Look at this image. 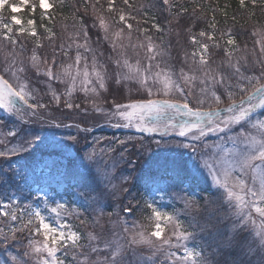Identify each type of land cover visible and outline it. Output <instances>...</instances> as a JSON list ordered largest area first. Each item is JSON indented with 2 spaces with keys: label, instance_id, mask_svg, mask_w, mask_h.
<instances>
[{
  "label": "snow or ice",
  "instance_id": "obj_1",
  "mask_svg": "<svg viewBox=\"0 0 264 264\" xmlns=\"http://www.w3.org/2000/svg\"><path fill=\"white\" fill-rule=\"evenodd\" d=\"M6 3L7 0H0L3 7ZM124 3L128 4V0H124ZM244 3L245 0H240L241 6H244ZM21 4L28 5V0H21ZM163 4L171 7V0H163ZM50 6L48 0H40L42 9ZM9 7L13 15L8 20L0 17V41H7L15 48L21 37H27L33 39V43L39 46L34 21H27L28 27L25 28L22 20L15 15L18 6ZM107 11L113 12L111 0ZM116 11L119 14V21H126L123 10ZM40 15L43 19L47 13L41 12ZM115 23V16L106 18L103 14H97L93 24V27H98L103 33V40L111 45L115 53V56L108 57L106 64L98 63L95 51L89 46L88 33L83 31L85 43L78 44L77 48L93 52L91 71L87 57L82 56L79 51L73 64L67 66L62 64L55 71L51 66L43 70V76L47 77L42 81L47 85L45 95L51 94L55 108L41 102L39 89L30 86V76L23 77L29 83L22 82L19 73H30L31 69L27 65L17 67L13 52L12 61L4 69V73L10 74L9 78H5V74H0V110L7 114L6 117H0V129L11 126V131L0 138L2 146L0 164L8 163L9 167L3 172L10 173L7 176L0 173V188L8 185L17 190L27 189L30 195L34 192L38 202L46 207L49 200L54 199L53 193L55 196L75 197V200L87 205L92 215L91 221L84 220L82 223H91L94 228L103 231L106 223L115 227L120 212L136 210L133 207L135 197L129 198L126 206L122 200V196L129 188L142 186L149 192H167L185 182L204 176L206 172L205 179L210 177L215 187L223 189L226 199L234 205L242 220L254 226L264 239V119L259 118L264 117V112L253 118L257 109H264V69L258 77L248 76L245 74L247 68L242 70L241 61L244 57L233 64L232 53L229 52L225 62L232 70L217 72L209 66L208 45L193 39V44L198 45V51L202 50L203 53L199 57L202 75L189 76L183 69L180 70V76L186 84L199 79L201 85L199 93L195 94V105L190 106L189 97L194 95L192 89L189 88L185 95L183 89L172 80L171 71L162 69L158 63H152L157 56H162L163 52L152 43L151 36H145L147 44H133L130 31L132 25H127L129 31L125 35L122 25L119 31L113 30L112 25ZM153 27L161 31L157 25ZM45 31L50 32V29ZM199 35L204 36L205 32L201 31ZM125 39L128 40L127 45L124 43ZM227 44L235 45V39L229 37ZM128 48L136 52L134 63L133 57L127 53ZM138 48L147 50L146 59L149 61L147 67L138 58L139 53L136 51ZM261 52L264 53V44ZM63 54L68 55L67 52ZM31 60V68L35 69L36 73H41V62L35 50ZM81 62L82 68L75 67L74 73L70 71L74 65L78 66ZM44 63L47 64L48 61L45 60ZM52 63L54 64L55 60ZM113 64L115 67H112ZM154 68L159 71H154ZM53 80L66 86L68 99L64 100L63 105L61 95H58L57 89L52 86ZM69 81L70 88L67 87ZM78 81L81 85L80 90L85 95L91 92L100 98L102 93L112 95L115 92L120 97L115 100V111H106L98 107L95 100L92 102V109L103 114L106 124L113 128H133L145 135L126 136L123 139L93 135L89 142L88 136L97 126L95 123L89 126V120L94 121L96 117L90 116L89 109H82L80 103H75L71 99ZM130 81H135L143 92L139 98H133L130 103L125 104L121 102L124 86L125 82ZM150 81L163 85L157 90L158 93L167 97L175 91L180 94L183 102L152 98L154 92ZM244 82L246 86L242 87ZM225 97L227 106L221 107L225 103L223 99ZM103 99L107 100L108 96L104 95ZM65 107L79 109L84 115L77 120L79 113H65L62 111ZM108 107L112 108L113 105ZM237 125L240 131L233 133L232 129ZM209 134L217 136V140L205 143L204 138ZM155 135H158L159 139H155ZM173 135L190 142L168 139ZM145 136L150 139L145 140ZM101 139H108L109 144L106 147H99ZM112 139H115V144L111 142ZM130 143L135 147V151L128 147ZM153 145L163 151H153ZM118 148L120 151H117ZM176 149H190L194 155L191 154V159H186L185 154ZM13 157L18 159L13 161ZM121 165L124 167L121 168ZM170 194L179 200L185 209H191L198 204L192 197L182 195L180 191H173ZM109 200L117 202L112 212L105 210L110 206L107 203ZM145 204L151 209L147 218L155 223V230L150 233H145V230L137 232L125 226L123 228L125 235L121 238H116L113 230V238L103 239V252L107 253L103 257L102 249L93 243L100 240V237L88 232L86 235L89 252L82 253L83 264H125L123 258L127 249L134 246L159 251L160 248L153 239H159L164 231L159 221L163 219L173 222L176 227L180 225L175 223L172 216L162 214L146 201ZM63 208L65 204L58 202L51 211L56 213L57 209ZM253 208L258 214V223L251 215L250 210ZM245 209L249 211L246 212ZM7 214L11 220L17 219L14 213ZM114 216L117 218L116 221H113ZM33 218L39 220L35 231L37 235L42 234L44 239L37 241L30 236L23 254L19 252L6 254L4 264H30L33 257L34 264H64L56 253L60 246L65 245V255L71 254L75 264H82L79 254L70 251L84 247L80 244L82 237L76 232L66 234L61 231L57 235V230L45 222L40 210L30 213L27 225L10 229L11 235L0 229V245L6 250L9 241H16L17 232H23L32 224ZM41 226L43 233L40 230ZM128 234H131V238ZM173 235L179 239H188L183 232H174ZM161 243L171 246L169 239H164ZM229 243L231 240L226 239L225 244ZM91 253L96 254V260L89 259ZM171 255L174 254L169 253V256ZM193 256V252L185 249L186 260L192 259Z\"/></svg>",
  "mask_w": 264,
  "mask_h": 264
},
{
  "label": "rangeland",
  "instance_id": "obj_2",
  "mask_svg": "<svg viewBox=\"0 0 264 264\" xmlns=\"http://www.w3.org/2000/svg\"><path fill=\"white\" fill-rule=\"evenodd\" d=\"M112 3L113 10L115 13L118 14L116 9H123L121 8L116 0H114ZM97 3H102L103 6H106L108 8L109 6V0H98ZM9 5H16L18 6V11L15 13L18 18H20L23 22V25L25 28L28 27L27 21L33 20L27 17L25 15V6L21 4V0H7V3L4 5L2 9H0V17H3L5 20H8L13 13L11 12V8ZM173 4H171L172 6ZM39 6H40V0H39ZM169 7V6H168ZM50 7L44 8L42 10L47 11ZM169 9L175 10V6L169 7ZM124 10V9H123ZM177 12H180L178 10ZM95 14L97 16L98 13ZM125 14V13H124ZM94 15V12L92 13ZM108 15V14H107ZM109 16V15H108ZM118 16V15H117ZM106 17V16H105ZM126 17H129V22L132 25L131 31V42L133 44H147L144 42L145 36L142 33L143 25L140 19L136 16L127 14ZM107 18V17H106ZM184 19V18H183ZM148 22H152L153 25H158L157 21L149 20ZM71 25L68 27V32H70L73 36H70L73 40L74 45L78 44H84L85 40L82 35L83 31L87 32V29L84 30V25H80L79 22H71ZM180 24V22H179ZM35 29L36 25L34 23ZM182 26L178 25H167L161 29L165 33L169 34L177 32ZM191 27V26H190ZM114 31H119L120 25H114L113 27ZM193 28V27H191ZM78 30V31H77ZM125 35L128 33L129 29L127 27L124 28ZM153 30H157L156 27H154ZM37 31V30H36ZM67 32V33H68ZM78 32V36H75ZM62 35L59 40H62ZM26 39L24 37H21L16 44V52H17V46H21L22 41H25ZM58 40V42H59ZM203 43L201 40L196 39ZM124 42L128 44V40L125 39ZM144 42V43H143ZM191 42V50L192 54L189 55V64L186 62H179L175 58V51L171 47H167L165 45H155L157 46L161 51L164 49L162 56H157L156 59L152 62L153 64H160L162 69H165L166 71H171L172 73V80L176 82L184 91L185 95L188 93L189 88L192 89L193 96L189 97L191 100L190 106L195 105V94L199 93V89L201 87L199 83V79L193 80L190 83H185V81L180 76V70L183 69L185 74L189 76H196L200 77L202 75L200 71V63H199V57L202 53V50L198 51V45L193 44V37L190 38ZM88 43L91 49L95 51L96 44L92 40L90 34L88 33ZM205 44V43H204ZM52 49L56 48L54 44H52ZM4 42L0 41V56H2ZM110 47V44L108 48ZM59 49L63 48L60 46ZM162 48V49H161ZM15 52V48L12 49ZM80 52V54L84 57H87L88 64H89V71H91V57L93 55V52L91 51H85L83 48L77 49V51L73 54V58L67 59L66 66L69 64H73L75 55L77 52ZM139 53V59L141 60L142 64L147 67L149 61L146 59V56L148 55L147 50L145 48H138L136 50ZM140 52H143L140 54ZM38 60L45 65L46 67H49L48 64H45L44 61L47 60L49 57L45 55L41 59L38 56V52L35 51ZM127 53L129 56L133 57V63L135 62L136 58V52H134L131 48L127 49ZM235 51H233L232 54H234ZM195 54V55H194ZM264 54V53H263ZM96 55V52H95ZM32 55H30L29 59L31 60ZM167 57V58H165ZM97 61L100 64H106L107 62H104L101 60L99 56L96 55ZM21 60V56H16V66L17 67H23L27 64H29L28 59ZM209 60V66L212 69H216L214 66L215 60H213L211 57ZM217 61V60H216ZM257 62L260 63L259 65H264V56L261 55V58ZM0 64H6V62L1 61L0 58ZM7 66H4L2 72H4V69ZM28 67V65H27ZM75 67H83V62H81L80 65L75 66L70 69L73 73L75 72ZM113 67L115 65L113 64ZM29 68V67H28ZM35 70V69H34ZM154 71H159V69H155ZM6 74V73H5ZM25 73H22L19 76L21 77L22 82L29 83L28 80H24ZM10 75V74H9ZM252 76H257V74H253ZM15 82V81H13ZM60 86V90L57 89V94L61 95V105H63V102L65 99H68L66 94V86L64 83H61L59 81H56ZM150 85L153 87L154 95L152 98H166L171 99L174 101L183 102L181 99V96L179 93L173 91L169 96L165 97L162 95V93H158L157 90L161 89L163 87L162 84L150 81ZM30 86L35 87L39 89L40 93L41 90L37 86V84L33 81H30ZM246 86V82H244L242 85ZM67 87H71L70 81L67 84ZM55 88V87H54ZM56 89V88H55ZM81 85L79 81L76 84L75 90L72 92L71 99L75 103H80L81 108H87L89 109V115L96 117L94 121H99L100 124L102 122H105V117L102 113L95 112L91 105L92 102L95 100L98 107L105 109L106 111H115L114 102L106 103V101L103 99V94L100 98H97L93 93L89 92L87 95L83 91L80 90ZM139 85L136 84L135 81L125 82L124 86V94H123V100L122 103H130L133 98H139L140 94L143 92V89H139ZM114 97H119L114 92ZM223 99H226L223 98ZM111 100H116V98H111ZM41 102L44 103L43 100ZM48 104V103H45ZM51 107L55 108L54 102L50 104ZM109 105H113L112 108H109ZM72 111H75L74 109H68L63 108ZM79 110V109H76ZM260 109H257L256 113L253 114V118L259 117V113L262 111H259ZM259 111V112H258ZM6 113L3 112V110H0V117H6ZM84 113L82 112L81 116H83ZM77 118H79L77 116ZM261 119H264V117H259ZM71 122V121H68ZM93 124V120H89V126ZM233 129L236 131L237 129H240V127L234 126ZM131 132L137 133L135 129L129 128ZM11 131V126L7 129H0V138H3L4 135L9 133ZM233 132V130H232ZM223 135V134H222ZM207 137H211V141L207 140L209 143L216 141L217 137L215 135L209 134ZM215 137V138H214ZM181 138V137H179ZM108 140V139H107ZM107 140L103 139V142H106ZM101 142V141H100ZM113 144H115V139H112L111 141ZM109 144V141H108ZM108 144H102L99 147H106ZM9 146H11L9 144ZM229 147L231 145H228ZM2 147V146H0ZM120 151V150H117ZM176 151H178L176 149ZM179 152V151H178ZM14 158V157H13ZM12 158V159H13ZM1 167L4 169L8 168V163L1 164ZM201 171H203L201 169ZM205 177L207 176V173L204 172ZM207 180L209 183L215 187L211 183V178L208 177ZM219 190L220 196L216 197H224V204L226 206L225 209H222L220 212L223 214L221 219L218 216V213L216 211V208L214 207V202L207 203L209 206V210L213 212V215H208V210H204L202 203H199L197 199L193 198L198 202L197 206L191 208V209H185L183 210V213L188 218V226L186 228L176 227L173 222H169L166 220H160L159 223L164 228V231L162 233V236L157 239L153 238L156 242V244L159 246L160 250L156 251L155 249H149L147 247L142 246H134L133 248H128L127 252L124 256V262L125 264H145V261H147V264H264V239L261 238V236L258 234V231L254 228V226L246 224L244 220H242L241 215L235 211V207L232 203H230L223 192V189H220L218 187H215ZM28 193V191L26 192ZM26 193H22V195H15L13 194V191H10L8 189V185L6 187H3L0 189V229L3 230L4 233H7L11 235L10 229H18L23 227L24 225L28 224V219L30 213L40 210L42 215L45 217V222L50 225V227L55 228L57 230V235L59 232L63 231L66 234L70 232H76L78 235L82 237L80 240V244L83 245L85 240V244L83 245V248L79 249H73L70 251H75L79 254V260L84 262V256L82 253L89 252L88 248V239H87V233L93 232L94 234L98 235L100 237V240L93 241L94 244H97L101 249V257L104 255H107V253L103 252V239L104 238H113V230L116 233V238H121L123 235V228L126 226L129 229H132L133 231H144L145 228H147V232H151L155 230V223L148 219L147 217L151 213V209L144 204V206L141 207V213L139 216H134L132 213L128 212L125 213L124 211L120 212L119 220L115 224V227L113 224H105V229L103 231H100L99 228H94L89 223H82L78 222V220L82 217L81 210L79 208L80 203H78L76 200H66L64 197H58L55 196V194H52L54 199H50L47 207L43 203L38 202L37 195L33 192L31 195V198L26 197ZM128 191L122 196V199L125 198L124 205H127V201L129 199L127 195ZM185 195L186 194H182ZM191 197V196H189ZM154 195L147 196L146 202L147 204L151 205L152 208L157 209L162 214H166L168 216H172L174 218L175 223H178L177 221V215L175 212H172L170 210H167V207L163 205L160 201L157 199L154 200ZM37 200V201H36ZM64 203L65 208L63 209H57L56 213H53L51 211L52 207L56 206V203ZM108 205L112 206V204L117 206V202L114 200H109ZM7 205V207H4ZM134 206V204H133ZM106 210V209H105ZM245 211H249V209H245ZM251 215L253 218L257 219V223L259 222L258 214L255 213L254 208L250 210ZM14 213L17 217L16 220H11L10 216L7 213ZM182 220H185L184 216H181ZM117 218L114 216L113 221H116ZM39 225V220L36 218L32 219V224L28 225L23 232H17V240L16 241H9V244L7 245V248H3V245H0V261L1 264H4V259L6 258V254H16L21 253L23 254L25 247L28 244V238L34 237L37 241H42L44 239L43 235H37L35 229L36 226ZM81 229V230H80ZM41 233H43V228L41 226ZM186 230H191V232L187 233ZM226 231V234L224 232ZM174 232H183L186 236H188V239H179L177 236L173 235ZM51 235V234H50ZM129 238H131V234H128ZM169 239L171 242V246L162 244V240ZM230 239L231 243L225 244V240ZM243 245L244 250H242ZM39 246V245H37ZM66 246V245H65ZM60 246L56 255L60 259L64 261V264H75L73 256L71 254L65 255L64 247ZM185 249L191 251L194 253V256L192 259H185ZM236 249L239 251L236 252ZM153 252H155V255H153ZM239 256V261L236 263H230L228 260L229 257L235 256V254ZM169 253H173L174 255L169 256ZM97 256L95 253H91L89 259L90 260H96ZM234 259V258H229ZM193 260V261H192ZM35 257L32 258V261L30 264H34Z\"/></svg>",
  "mask_w": 264,
  "mask_h": 264
},
{
  "label": "trees",
  "instance_id": "obj_3",
  "mask_svg": "<svg viewBox=\"0 0 264 264\" xmlns=\"http://www.w3.org/2000/svg\"><path fill=\"white\" fill-rule=\"evenodd\" d=\"M97 1L98 0H48L49 4L51 5L50 9L46 11L47 15L41 19L40 14L41 12L45 11L39 8L38 0H28V5L25 7V15H27L28 18L33 19L36 25L39 46L33 43V39L24 37L26 40L22 41L21 46H17V52L15 46V56H21V60L19 61L28 59L29 64L27 65L31 69V72L25 73L24 76H30V81L35 82L40 88V96L42 97L44 103H53L51 94L49 93L48 95H45L47 92V85L42 83V81L47 79V77L43 76V70L47 67L41 63L40 66L42 72L39 74L36 73V71L31 68L32 60H30L29 57L30 55H33V51L35 50L39 53L38 56L40 59L45 55L49 57L47 59V64L53 68V71L59 68V66L62 64L66 66L67 59L73 58V54L78 49L77 46L73 44V40L70 37L73 35L67 31L68 27L71 25V22H79L80 25H84V30L85 28L87 29V33L90 34L92 40L97 45L95 52L96 55L101 58V60L108 62L109 56H115L111 45L108 48L109 43L103 40V33L100 32L98 27H93V24L97 18L95 11L96 13L103 14L106 17H108V15L115 16V24L120 26L122 25L123 28L130 24L128 23L129 17H126V21L120 22L117 16L119 14L115 13L114 10L112 13H108V8L103 6L102 3H97ZM113 1L114 0H111V4L115 3ZM116 2L121 8L124 9L121 10H123L125 16L130 14L140 19L143 25L142 33L144 36H151L152 43L154 45H165L167 47L173 48L175 51V58L179 62H186L189 64L190 56L186 53L192 54L190 38L193 37V39H199L208 45V59L211 57L213 60H215L213 67L216 68L215 70L217 72H226L232 70L229 69L228 64L225 61L228 58V53H233V51H235V53L231 56L233 64H236L238 59L244 57V60L241 61V63L243 65L242 70L247 68V72L245 73L246 75L252 76L253 74H257L260 76L261 70L264 69V65H259L260 63L257 62V59L259 60L261 55L264 56V54L261 52L262 44H264V0H245L244 6L240 5V0H171V4H173L171 7L174 8L175 6V10L169 9L168 5H164L163 0H128V4H125L124 0H116ZM129 5H131V7H129ZM101 9H103V12H101ZM178 10H180V12H177ZM93 12L94 15H92ZM149 20H153L154 22L157 21L160 29H163L166 24L178 25L182 27L177 30V32H170L167 34L162 30H153V24L152 22H148ZM114 25H112V27ZM45 29H50V32L45 31ZM201 31L205 32L204 36L199 35ZM98 32L100 33L99 35L97 34ZM62 35H64L62 40H59ZM75 36H78V32ZM229 37H233L235 39V45L227 44V39ZM3 42V52L0 58L1 61L6 62L7 65L0 64V74H5L2 72V70L4 66L8 67L9 63L12 61L14 52L12 50L13 46H11L7 41ZM144 42L148 43L146 39ZM52 44H54L56 48L52 49ZM125 45L127 44L125 43ZM215 45H218V47H215ZM60 46L63 48V51L62 49L58 48ZM162 51H164V49H162ZM64 52H67L68 55L65 56L63 54ZM142 53L143 52H140V54ZM53 60H55L54 64L52 63ZM21 74L22 73H20V75ZM5 78H9V74H5ZM52 86L59 90L61 88L56 80L52 81ZM104 95L108 96V99L105 100L106 103H115V100H111V98L120 99V97H114V94L109 95L108 93H104L103 96ZM121 102H124L123 98ZM226 106L227 101L225 99V103L221 105V107ZM62 111L65 113L71 112L70 110L63 108ZM72 112H78V117H80L82 114L80 110H75ZM262 112H264V110ZM77 120H79V118H77ZM93 123L98 126L97 123H99V121H93ZM97 126L94 127L92 133L89 134V142L91 141L93 135L101 138L106 137L120 139H123L126 136L145 135L142 133L130 134L124 130L99 128ZM232 130L233 133L240 131V129H237L236 131L234 129ZM154 138L159 139V136L155 135ZM149 139V137L145 136V140ZM168 139L190 142L185 138H179L175 135L168 137ZM211 139L213 138L205 137L204 142L209 143L207 140L211 141ZM100 141L101 142L98 146H101L103 143L108 144L109 140L103 142V139H101ZM128 147L133 151L136 150L132 143H130ZM118 150L120 149L118 148ZM177 150L179 152H183L186 159H191V154L194 155L191 153L190 149ZM153 151L161 152L163 150L157 149L153 145ZM17 159L18 158L14 157L13 161ZM120 167L123 168L124 166L121 165ZM0 173L4 174L5 176L10 175V173L3 172L1 164ZM6 186L7 185H4V187ZM8 189L17 195H21L23 188L21 190H17L15 187L8 186ZM173 191H180L181 194H186V196H188L189 193H192L194 197H197V201L199 203L204 204V210H208V215L210 214L211 216L213 215V212L209 210V206L206 204V202H214V207L216 208L218 216L221 219H224L222 218L223 214L220 212L222 209L226 208L224 204V197H216L220 196L219 190L215 191V189L205 179V176L185 182L179 187L169 189L167 192H149L146 191L142 186L139 188H129L127 195L129 198L135 197L133 207L136 208L134 212L130 213H132L134 216H139L138 213L142 214L141 207L144 206L145 197L149 193L157 194L158 198L164 202L168 201L165 204L169 206V209L174 208L175 212L179 211L182 209L183 204L179 200H176L172 197L170 193ZM65 197L68 200H75V197ZM122 200L125 201V198ZM76 201L80 203L79 208L82 215L78 222L80 223L84 220L91 221L92 215L90 210L87 209V205L81 201ZM114 209L115 206L113 204L112 206L106 207L107 212H112ZM89 225H91V223H89ZM224 232L226 234L225 230ZM83 242L85 244V240H83ZM244 247L245 246L243 245L242 250H244ZM238 251L239 250L236 249V252ZM239 256L240 252L238 255L235 254V256L229 257L234 259L228 258V260L230 263H236L239 261Z\"/></svg>",
  "mask_w": 264,
  "mask_h": 264
},
{
  "label": "clouds",
  "instance_id": "obj_4",
  "mask_svg": "<svg viewBox=\"0 0 264 264\" xmlns=\"http://www.w3.org/2000/svg\"><path fill=\"white\" fill-rule=\"evenodd\" d=\"M43 6V5H42ZM0 7H3L2 5H0ZM145 233H147V228H145Z\"/></svg>",
  "mask_w": 264,
  "mask_h": 264
}]
</instances>
